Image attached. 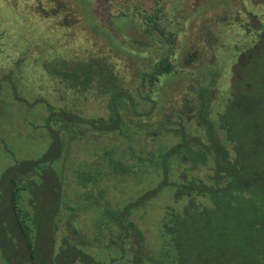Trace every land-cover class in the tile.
<instances>
[{"label":"rangeland","instance_id":"374dc122","mask_svg":"<svg viewBox=\"0 0 264 264\" xmlns=\"http://www.w3.org/2000/svg\"><path fill=\"white\" fill-rule=\"evenodd\" d=\"M23 1L26 2L24 7L16 3L18 7L14 8V5L8 4L10 1L0 0V72L13 67L16 57L25 59V69L32 71V74L24 79L22 85L21 82L18 84L19 92H24L29 102L41 98L36 105L28 108V114L26 117L22 116L23 119L17 125L10 126L6 122L3 126V129L10 132V140L5 135L2 136L0 131V251L6 252V259L3 252L0 254V264H10V261L12 264H37V260L29 261L24 245L17 246L18 249L12 250V253L7 252L11 245L1 235L7 233L8 222H11V218L7 216L10 203L7 188L1 186V183L6 181L7 175L13 176L14 172L28 166L37 178H31L27 182L28 188L22 196L25 201L20 207L28 209L29 217L34 219L33 224H29L33 229L34 256L41 250L39 245H35L37 242H53L48 233L53 232L57 215L54 207L59 205L60 219L56 222V237L62 236L67 226L88 230L93 235L92 255L95 260L111 258L114 264H168L169 256L164 258V262L162 259L158 261L160 256H157L162 248L167 250L166 245H163L166 236L163 235L162 223L169 209L179 210L184 203V199L175 197L173 182L182 177V172L184 176H199L207 168L203 166L198 170L187 169L185 160L180 161L181 159L171 156L166 163L167 179L162 183L164 173L162 174L159 166L152 163H143L134 175L124 174L110 164L109 158L90 156L88 159L93 157V166L90 164L89 168H85L82 173L84 177H80L76 170L82 163L78 160L84 157L82 150L86 155L89 152L107 151L117 141L123 152H126L128 144L148 151L156 149L158 144L175 143L176 137L172 131L163 130L156 136L141 132V138L126 139L119 130L109 127L91 129L78 119V122L46 120L47 104L54 108L67 109L81 118L86 117V120L94 118L92 123L100 125L108 123V110L106 97L96 95V88L91 93H74L64 88L58 77L48 75L42 68V62L55 58V61H63L62 64L70 66L92 55L91 58L106 57L108 61L112 60L116 70L123 76V83L129 86L130 82L131 93L139 100L138 108L144 113L141 117L147 118L156 129H161L162 126L157 124L158 120L165 118L172 104L182 103L185 98L190 97L193 87L203 82L207 69L213 67L216 70V83L213 85V95L210 96L213 98V107L228 93L232 85L237 53L243 49L239 47L243 38L237 34L236 17L241 16L238 10L244 8L237 0H90L91 5H94V18L91 19L85 14L88 9L92 10L85 0H67L72 8H59L54 17L48 16L51 12L43 11L53 7L56 3L52 1L55 0ZM163 1L165 11L162 13V21L166 25L165 29L174 33L176 38L173 53L170 55L174 71L160 75L150 90L141 88L140 99V95L133 90L138 77L135 75L136 71L138 72V68L151 69L160 54L166 52V47H162L144 33L143 14L154 6H161ZM39 5H47V9L38 8ZM12 7L17 10L18 20L14 17ZM56 21L60 22L52 29ZM144 96L148 98L145 99ZM152 105L155 109L151 110ZM14 115L13 118H8L17 119L21 113L15 112ZM97 117H103L105 122L96 119ZM61 122L65 123L63 128ZM72 126L77 131V136L72 138L74 141L70 139L71 152L74 154L69 161L64 156V160L60 162V148L69 139L66 130L69 131ZM90 131L93 132L94 142L85 135L87 132L91 133ZM55 135L58 138L55 139ZM157 150L154 151V158ZM6 161L9 162L5 163ZM85 162L87 160L82 165ZM208 165L211 166L212 163L209 162ZM6 168L9 172L5 171ZM64 168L61 173L67 175V182L63 183L60 195L55 190L54 179L59 177V171ZM204 199L206 200V196ZM130 202L134 205L128 208L127 215L120 213L113 217L115 212L124 211ZM117 217L124 224L132 220L136 231V234L133 233L135 236L130 234L122 244L126 248L125 253L117 245L120 234L119 228L114 224ZM195 220V217L189 218L191 223ZM235 221V216H229L227 230H223L224 232L215 225L213 228H197L196 233L190 232V241L181 243V255L177 254L175 257L176 254L173 253V264H235L238 255L245 249H236V235L238 241H241L240 233L244 230L233 228ZM187 233L188 231L182 230V237H186ZM222 241L224 245H221ZM54 243L53 246L56 247ZM80 246L84 247L83 244ZM211 247L212 255L221 257L225 254L227 257L222 259L215 256L211 260ZM130 248L137 249V253L141 255L140 262L129 263L128 259L134 255L133 250H128ZM146 250L152 255L144 254ZM162 253L164 257L167 256V251ZM10 254L15 256V260ZM60 254V259L67 256L66 249ZM120 257L121 260L118 259Z\"/></svg>","mask_w":264,"mask_h":264},{"label":"trees","instance_id":"16d2710c","mask_svg":"<svg viewBox=\"0 0 264 264\" xmlns=\"http://www.w3.org/2000/svg\"><path fill=\"white\" fill-rule=\"evenodd\" d=\"M8 1H10L8 4L15 6L14 8L26 5L23 0ZM66 1H52L56 4L50 9H47V5H39L38 8L47 9L43 12H51L48 16L54 17L59 8H65V10L72 8ZM237 1L244 8L238 10L241 16L236 17L238 21L237 34L243 38V43L239 47H243L244 52L242 51V55L238 57L237 64L234 66L232 85L226 97L228 99L225 108L215 121L209 117V110L206 106L207 97L205 98L207 87L213 81L212 69L206 70V75L197 92L200 97L204 96L198 102L197 112L202 110V116L206 118V122L202 121V125H197L195 122L186 121L184 117L182 120H177L172 117L169 109L168 115L166 114L168 119L158 120L157 124L162 128L156 129L150 124L151 122H148L147 118L141 117L144 113L136 108L139 100L137 101V98L131 93L130 82L129 86L123 83V76L116 70L112 60L108 61L109 59H106V57L94 56V58H91L92 55L90 58L88 57L89 59L75 62L70 66L62 64L63 61H55V58L46 59L42 62V68L48 75L58 77L59 81L65 86L64 88L70 89L74 93H91L96 88V95L106 97V108L108 110L106 120L108 125H100L99 123H92L94 118L86 120V117L81 118V116L67 109L54 108L47 104L48 116H46V120L62 119L63 122H78L80 120L85 122L86 125L89 124L88 127L92 129H108L109 127V129L113 128V130L116 129L122 133L127 126H130V129L127 128L126 130L128 133V136H125L126 139H131L132 134L139 132L156 136L160 135L163 130L172 131L176 137L175 143L169 145L167 143L166 145L158 144L155 158L153 157L156 150L154 148L148 153L142 149L139 158L132 161L128 160L126 158L127 153L121 150L117 141L113 142L111 149L93 153L96 158L102 156H105L106 159L109 158L110 164L124 174H135L143 166V163H152L156 167L159 166L162 174L164 173L163 176L161 175L162 183L166 182L168 175L166 163H168L171 156L181 159L180 161L185 160L187 169L198 170L199 167L202 168L203 166L207 168L202 170L199 176H184L182 172L180 173L182 177L173 182L175 197L184 199V203L181 209L175 211L169 209L165 214L167 217L163 220L162 225L164 227L163 235L166 238L163 245H166L167 250L162 248L159 251L157 254L158 257L160 256L158 261L162 259L164 262V258L167 259L169 256L167 262L173 264L174 254H176L175 257H177V254L181 255V243L190 241L188 236L190 232L196 233V229H202L201 227L213 228V225L221 231L227 230L228 217L233 215L236 217L233 228L244 230L240 233L242 235L241 241H238L236 235L234 240L236 249L245 248L243 249L244 252L238 255V259L235 258V264H264V0ZM4 2H7V0H4ZM85 2L90 5L92 10L88 9L87 13L83 11L82 13L92 19L94 18L92 16L94 5H91L90 0H85ZM16 3L18 6H16ZM162 3L161 6H154L149 12L143 14V21H145L144 33L148 37L154 38L162 47H166V52L160 54L159 60L153 65V70L142 74L141 78H147L146 81L152 86L160 75L174 71V64L170 55L173 53L176 38L174 33L165 29L166 25L162 21L164 19L165 3L164 1ZM16 12L17 10L13 11L15 19L18 20ZM58 22L60 21L53 23L52 29ZM84 46V48H87V45ZM15 59L13 67L2 73L0 72V78L7 79L10 84H15L17 80L14 78L18 76H20L18 78L19 82H22L32 74V71L25 69L26 65L23 63L25 59L18 57ZM137 76L139 77V75ZM135 92L140 95L138 90H135ZM17 97L21 98V96ZM40 98H35L33 102H29L30 106L36 105ZM135 114H138L135 116L136 119L131 118L126 126L128 120L125 122V117ZM96 119L105 122L103 117H97ZM201 127L209 132L207 143L198 135ZM216 131H222L225 137H222V139L217 138L214 135ZM127 148H129V144ZM79 161L83 163L84 160ZM209 162L212 163L211 166L208 165ZM82 163L77 169L80 177H84L82 175L84 169L89 168L91 164L86 166L85 163L83 165ZM98 166L100 165L98 164ZM85 176L86 179H89L87 175ZM14 195L16 197V194ZM205 196L206 200L204 199ZM131 205H134V203H128L124 211L115 212L113 217L120 213L127 215L128 208ZM15 216L17 226L24 230V238L27 244L31 245L28 226L22 221L19 213ZM190 217H195L196 220L191 223L189 221ZM126 219L128 218L126 217ZM115 220L114 224L120 230L118 239L123 244L131 236L130 234L132 236L136 234L134 223L129 220L127 224H124L120 222L119 217ZM182 230L188 231L186 237H182ZM221 245H224V241ZM163 251H167L166 257L163 256ZM145 252L144 254H148V256L152 255L147 250ZM212 252L211 247V260L215 256L222 259L227 257L225 254H222L221 257L216 254L212 255ZM235 252H238V250H235ZM140 256L138 253L135 254L132 260H128L129 263L140 262ZM155 259L157 260V258ZM87 264L114 263L111 258L97 261L91 255L88 257Z\"/></svg>","mask_w":264,"mask_h":264},{"label":"flooded vegetation","instance_id":"af4514ba","mask_svg":"<svg viewBox=\"0 0 264 264\" xmlns=\"http://www.w3.org/2000/svg\"><path fill=\"white\" fill-rule=\"evenodd\" d=\"M242 51L244 52V50H241L237 53L238 54L237 57H240L242 55V53H243ZM157 61H155L153 63V65ZM236 63H237V61H236ZM153 65H152L151 69H148V70L138 68V72L136 71V76L139 75V77L137 78V83H135V85H134V89H133L134 91L138 90L139 92H141V88H143V87H146L148 90L151 89L152 85H150V83H148L146 81L147 78H144V77L141 78V77H142V74H144L145 72L153 70ZM212 65H210V66L212 67ZM212 68H209V69H212ZM233 70H234V68H233ZM211 72L213 74V81H212V84H209V86L207 87V90L205 92V95H206L205 98L207 97V105L206 106L209 110V117H210V119L212 118L215 121L218 119L220 114L223 112V108H225V104H226L227 99H228L226 97L230 92V88L228 90V93L226 92L224 94V97L221 98V101H219V104L217 106L213 107V104H212L213 98H211L210 96L213 95V85L216 83V81H215L216 70L212 69ZM14 79L17 80V82L15 84L14 83L10 84L7 81V79L5 80L4 78H0V131L3 133L2 136L5 135L7 140H10V138H12V137L9 136L10 132L8 130L6 131V129H3L4 128L3 126L6 125V122H7V125L10 124V126H12L13 124L17 125V123L20 121V119H23L22 116L26 117V115L28 114V108L30 106L29 99L27 98V95L22 91H21V93L19 92L20 89L18 87V84L20 82L18 80V77L14 78ZM22 84H23V81L21 82V85ZM199 85H201L200 82L197 83L196 86L193 87V89L190 92V97L185 98L182 103L179 102L178 104L174 103L171 105L170 112H171V115L173 118H176L177 120H182L184 117L186 119V121L193 122V123L195 122L197 125H202L203 122H206V118L202 116L203 115L202 110L197 112V107L199 104L198 102L201 98H204V96L200 97L199 94L197 93L199 90ZM204 85H206V83H204ZM17 96H21V98L19 99ZM138 97L141 99L142 95H140ZM144 98L147 99L148 97L144 96ZM138 103H139V101L137 102L136 108H138ZM153 108H154V106L152 105L150 107V109L152 110ZM139 111L142 113L141 109ZM15 112L18 114L21 113V116L19 118L17 117V119L16 118H14V119L8 118L9 116L11 118H13L12 115H14ZM137 115L135 114V115H130V117H125V119H126L125 122L128 120V122H126V126L129 123L130 119L131 118L136 119L135 116H137ZM167 115H168V113H167ZM178 115H179V118H178ZM212 115H213V117H212ZM139 116H141V115H139ZM165 119L167 120L168 117L165 116ZM53 121H55V120H53ZM64 126H65V123L61 122V127L63 128ZM86 127H88V125H86ZM204 127H201V131H199L198 135H200L201 138L205 141V143H207V137L209 136V132H207ZM127 128L130 129V126H127L126 130H127ZM126 130L123 132L124 136H128V133L126 132ZM66 131H67V135H68V136L67 135L66 136L69 139H66L65 142L62 144V148H60V151L62 150V155L60 156V159H59L60 162H62V160H64V156H66L67 157L66 160L69 161L72 158V155L74 154V153L72 154V152H71L70 144L72 143V140L77 136V133H76L77 131L73 130V126H72V128L71 127L69 128V131L68 130H66ZM90 132L91 133L87 132L85 135L86 136L88 135V139H91L92 142H94L93 132L92 131H90ZM139 133H141V132H139ZM139 133H135V134L131 133L132 134L131 137L133 139L141 138V135H139ZM214 135H216L217 138H220V139H222V137H225L222 131H216ZM55 136H54L55 139L58 138V136H56V137ZM70 139H72V140L70 141ZM87 143L88 142L86 141V144ZM86 147H87V145H86ZM130 147H132V148L129 149ZM84 148H85V146H84ZM129 148H127V150H126V153H127L126 158H128V160H136V158L140 157V153L142 152V148H138V147L136 148V147H133L132 145H130ZM152 150H148L147 153L151 152ZM82 152H84V157H81V159L87 160V162H85V165L88 166L91 163L92 158L94 157V154L89 152L86 155L85 151L82 150ZM60 154L61 153H59V155ZM90 156H93V157H91L89 160L88 158ZM8 162L9 161H6L5 163H8ZM64 170H65V168L61 169L59 171L60 172L59 177L57 179H54V181L56 182L55 190L59 191L60 195H61L63 183L65 184L67 182V175L65 173L64 174L61 173V171H64ZM5 171L9 172V169L6 168ZM76 171H75V173H76ZM34 177L37 178V176L35 174L31 173L30 166H28L25 169L21 168L16 173L14 172L13 176L7 175L6 181L1 183V186H4L5 188H7L6 189L7 193H8L7 196L9 198V202H10L7 216H8V218H11V222H8V227H7L8 229H6L7 233L1 234L4 237V239L7 240V242H8L7 244L11 245V249H7V252L12 253L11 252L12 250L15 251V249H18L17 246L20 247V246L24 245V246H26L27 251H28L29 261L33 262V261L37 260V264H61V263H64V264H87L88 263V257L91 256L92 252H93V235L90 234L88 232V230H84V229L77 230L76 228L67 226L66 232H64L62 234V236L59 237V235H57V237H56L55 231H57V229H58L57 223L60 219V217H59V205L54 207V210H55L54 213H57V215L55 217L56 221L53 223V227H52L53 232L50 233V231H49V233H48V236L52 239L53 242H52V244L51 243L49 244L48 241L37 242L35 245H39L41 247V250H40V252L38 251L36 256H34V253H33L34 243H33V236H32L33 235L32 234L33 229L29 225V224H31V222L33 224L34 219H33V217L32 218L29 217L30 213H29L28 209L20 207L21 203H23L25 201V199H23L22 196L25 194V192L28 188L27 182H30L31 178H34ZM14 194H16V197ZM58 199H59V197H58ZM26 202L30 203L29 199H26ZM57 204H59V203L57 202ZM18 213H19V216L22 219V221L28 226L29 236L32 237L31 245L27 244V242L24 238V230L21 229L19 226H17L15 214H18ZM58 233H59V230H58ZM50 234L52 236H50ZM77 239H79V240H77ZM55 241H56V243H54ZM53 243L56 244L55 245L56 247L53 246ZM80 244H83L84 247H81ZM117 245L120 246V251H122V253H125V251H126L125 246H123L122 243H120V242L117 243ZM1 246H3V248H5L4 245H1ZM67 248H69L70 250H67ZM63 249H66L67 256H65L63 259H60V257H61L60 252ZM128 250H131V251L133 250L134 253H132V254H134V255L137 254L136 248L135 249L130 248ZM2 252L3 251H0V254H2ZM5 254H6V252L4 253V258L6 259ZM10 256L12 257L11 254H10ZM133 256L128 260H132ZM13 257H15V256H13ZM13 259L15 260V258H13ZM119 259L121 260L122 257H120ZM10 264H12V261H10Z\"/></svg>","mask_w":264,"mask_h":264}]
</instances>
